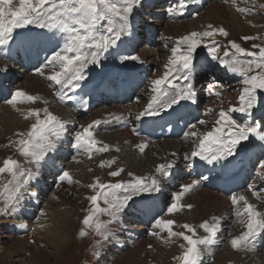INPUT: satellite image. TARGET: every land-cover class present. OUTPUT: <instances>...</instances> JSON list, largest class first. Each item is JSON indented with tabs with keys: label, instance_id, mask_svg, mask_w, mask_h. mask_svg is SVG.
I'll return each instance as SVG.
<instances>
[{
	"label": "snow or ice",
	"instance_id": "snow-or-ice-1",
	"mask_svg": "<svg viewBox=\"0 0 264 264\" xmlns=\"http://www.w3.org/2000/svg\"><path fill=\"white\" fill-rule=\"evenodd\" d=\"M186 3L196 4L197 0H179L177 5L167 10L168 16L175 18L182 15ZM231 3L242 15H254L258 11L255 0L252 7H240L237 0H231ZM142 4L143 0H19L18 4H14L13 0H0V46H7L13 41L14 31L17 29L34 26L42 30L28 37V42L36 46L51 44L52 48L48 49L51 54L46 55L40 66L34 68V74L49 81V88L53 89L61 102L75 101L77 97L69 92L74 93L75 89L81 87V81L86 80V70L90 65H101L106 54L118 48L122 38L131 35L130 18L137 6ZM259 10H264V4L259 5ZM217 36L227 38L229 33L223 26L209 23L202 31H191L175 39L162 37L164 47L168 48L170 53L163 65L165 70L162 75L149 81L148 102L134 116L136 123L132 132L139 135L140 130L136 124L158 117L170 109L174 110L185 102L198 103L194 73L197 68L195 56L201 46L208 49L212 61H216L228 73L240 77L238 104L229 103L227 109L221 107L215 113L216 118L210 128L207 127L209 121L206 119H198L195 123L187 125L182 140L191 145V151L183 156L189 166L197 158L209 165L235 158L247 150L246 142L253 138L264 146V119L252 122L258 106L264 107V95L260 94V90H264V34L241 37L245 41H261L259 44L253 43L251 49L228 40V46L223 47V54ZM118 59L120 64L124 65L127 61H139L140 58L136 55H120ZM225 88L224 84L215 82L209 85V94L220 104H224L222 93ZM136 100L139 101L140 97L137 96ZM38 102L45 106L26 109L18 107L25 104L35 105ZM5 103L25 121L32 122L26 130H17L13 134L14 138H9L8 143L3 145L14 148L23 157V163L11 155L0 163V175L6 174L9 177L6 183L0 184V198L5 202L0 212L6 211L19 201L25 186L38 174L42 163L48 159L49 154L57 150L58 144L70 131L67 125L74 124L73 121L65 120L50 111L47 107L48 101L42 96L21 88L12 91L11 98ZM214 111L212 108L207 109L208 113ZM233 113L243 114V122H238ZM261 115L264 116V113ZM129 116L132 114L129 113ZM108 117L80 124L71 132V146L76 152L73 161L79 163L78 157L81 155H87L91 159L97 153L112 150L114 146L97 139L95 133L100 126L113 120L123 121L125 117L115 113H109ZM198 126H204L207 130L201 132ZM134 147L143 153L148 147V142L142 141ZM115 150L120 151L119 148ZM170 156L171 159L157 163L150 175L142 176L128 172L130 179H118L115 183H105L99 177H94L92 183L86 186L93 194L87 197L90 208L83 217L82 224L85 227L80 230L79 235L86 236V229H91L101 237V240L96 241L98 247L93 253L94 256H102L101 241L106 242L112 235L109 225L119 222L122 214L136 203V198L151 200L154 199L153 194L161 191L162 180L170 177L181 158L177 152H172ZM115 163L116 158L113 157L101 160L99 166L112 169ZM258 167V175L264 179V159L259 160ZM123 172V168L117 167L110 170L108 175L119 177ZM56 179L57 183H80L68 169H62ZM208 179V176L202 175L199 179L180 184L177 191L171 192L170 202L167 203L166 210H163L164 215L156 216L152 221L150 236L164 244H178L182 249L178 255L173 256L176 264H202V248L208 249L221 239L224 216L212 215L196 225L187 222L177 224L174 219L166 218L185 209L191 210L193 205L182 202L183 198ZM247 190L257 201L264 203V188L258 189L249 184ZM228 200L235 224L242 228L238 235L229 233V244L233 250L252 252L260 239L264 238V211H261L257 204L250 202L243 193L232 192ZM41 215H44L43 211ZM100 216H107L109 219L101 220ZM37 226L44 227L43 224ZM20 227L26 228V225ZM200 230L205 235H200ZM148 248L151 249L152 245L149 244Z\"/></svg>",
	"mask_w": 264,
	"mask_h": 264
},
{
	"label": "rangeland",
	"instance_id": "rangeland-1",
	"mask_svg": "<svg viewBox=\"0 0 264 264\" xmlns=\"http://www.w3.org/2000/svg\"><path fill=\"white\" fill-rule=\"evenodd\" d=\"M146 1L147 0H143L142 6H137L138 11L136 12V17H135V20H137V23L134 25L135 28L132 29L131 35L129 37L127 36L128 37L127 39H130V41L131 40L134 41L135 37L139 38L137 40L138 43L135 44L136 49L135 50L133 49L134 50L133 52H131L130 50L128 51V54H134V55L138 56L140 58L139 60H141V58L146 59L142 55L143 51H145V50L156 49L158 51V54L155 56V60L148 67L149 73H150L149 77H146V79L143 81L145 89H144V87L141 89H139V88L134 89L135 94L140 95L139 96L140 100L139 101L136 100L134 102V105L131 106V108H130L132 110H130L127 107V100L126 101L123 100L124 102H115V101H108V102L103 101V102H101L100 100L95 99V101L93 102L95 104L94 105L95 107L94 108L92 107L91 110L89 108H85V111H92L93 109H96V111L99 112V110H101V109L105 110V109H108L109 106L117 105V106H115V108H117V110H119L121 113L126 114L125 116L129 115V113H131L133 116L135 113H137L138 109H140L141 105L145 102V98H146L145 92H148L147 85H148L149 81L152 80L151 78H153V79L157 78L158 76L162 75L164 70H165L163 65L167 62V58H168L170 53H169V49L164 47L165 42L162 39V37H172L173 39H175L176 37H179L181 35H185L186 33L191 32V31H202L204 29V26L209 24V23H204V24L200 23L203 20L204 21L207 20L206 18L208 16L207 14H205V12H206L205 9H207L208 4L206 5V3H204L205 5L204 4L201 5L200 6L201 8L199 7L196 11H194V13L196 15H187V16H185V18L178 19L179 21L189 25L188 32H184V33L176 35V36H173L172 34H169L170 36H166V34L164 33V30H163L164 26L160 25V27H156V25H154L155 24L154 21L153 22H151V21L156 19V18H160V20H164L166 23L173 24V21H172L173 19L171 20L169 18L170 19L169 20L168 16H165V12H167V10L169 9V7H167V6H169L170 3L166 2V4H165V2L160 1V2H158L157 5L151 7V9H149V6L146 4ZM222 2H224V1L222 0ZM227 2L230 3L231 0L230 1L227 0ZM13 3L18 4L19 0H13ZM160 3H162V4H160ZM223 4H225V3H223ZM237 4L240 7H252L253 6V0H237ZM261 4H264V0H255V6L257 7L258 11L254 15H242V14L238 13L232 5V7L234 8L232 11H235L237 13L238 18L240 19V22L242 23L243 28L241 27V29L239 31L235 30L236 28L233 27L232 32H231L230 29H227L226 27H224V24H227V21L222 17H220L218 19V21H220V22H218V23L216 22L217 24H213L214 26H223L226 29V31H228V33H229V36L227 38L217 36V40L220 41V44L222 46L221 47V54H223V47L228 46V44H227L228 40H233V41L239 43L242 47H244L246 49H251V46L253 43H257V44L261 43L260 40L245 41V40L241 39V37L245 36V35L255 36L258 33L264 34V10H259V5H261ZM171 5H170V7H171ZM225 5H226L225 7L227 8L228 7L227 4H225ZM147 9L150 11L149 13L145 12ZM161 16H162V18H161ZM137 17H138V19H137ZM186 21H188V22H186ZM248 21H251L252 23L249 24ZM252 25H255V27H253ZM31 27H34V26H29V28H31ZM146 27L148 28L149 32H148V36L143 39L142 33H143V31H146ZM157 40H158V42H157ZM170 47H171V42H169V48ZM200 52H206V54L208 55V49L204 46H201L197 50L196 54H198ZM125 53L126 52L123 50V54H125ZM17 55H20V54L17 53L13 58V60L15 61L14 62L15 64L16 63L18 64L21 62V58H18ZM129 56H132V55H129ZM207 59L209 61V62L207 61L208 64H211L212 68H210L209 70L206 69L205 72L197 78L198 82L195 83V85H196V88L199 86V89H200L197 95H198L199 104H200L199 107H200L201 119L208 120L209 124L207 127H209L216 118L215 113L218 112L221 107L227 109V107L229 106V103L238 104L237 97L239 95V89H240V83H239L240 77H231L229 75H225L224 73L222 74L223 71L221 70L222 69L221 66L220 65H217V66L214 65L213 64L214 61H212V63H210L211 62L210 56ZM132 62L135 63V61H132ZM143 62L145 63L144 60H143ZM105 65H108V64L105 63L103 60L101 67L104 68ZM91 66L92 65H90L89 68ZM94 67H96V66H94ZM28 68H30V67H28ZM92 68H93V66H92ZM31 69H33V68H31ZM10 70L12 72L11 76L14 77L15 81H17V82H23L24 81V78L22 77L21 73L19 72L18 67L12 66L10 68ZM95 70L100 71V68H97V69L95 68ZM86 72L89 73L87 70H86ZM29 73L34 74V72L32 73L31 71H29ZM198 73H200V72H198ZM9 76H10V74H9ZM36 77H39L41 79V82H43V84L45 86H48L49 81H47L46 79L44 80V78H42L38 75H36ZM6 80H8V78H6ZM215 82H219V83L224 84L226 86L225 90L222 93L224 101H225L224 104H220V102L214 96L209 94V89H208L209 86L208 85L213 84ZM102 91L103 90H101V92ZM260 94L264 95V90H260ZM109 97H115V96L113 94H109L108 96H106V99ZM10 98H11V95L9 97L4 96L0 100V105L5 104V101L7 99H10ZM121 99L122 98H119L118 101H121ZM86 106H89V105H86ZM91 106H93V105H91ZM208 106H209V108H212L215 111L213 113H208L207 112V109H209ZM52 107H54V106L52 105L51 108H49V109L51 110ZM260 109H264V107L258 106L257 110H260ZM54 110H56V108H54L53 111ZM260 111H261V113H264V110H260ZM56 112H60V110L56 111ZM86 116H88V115H82L81 117L78 116V119L76 120L77 123L74 125L73 128L70 129V131L66 135V136L70 137V140H68L66 143V145L69 146L67 152H68V155L70 156V158H73V156H74L73 155L74 153L72 154L71 147H70L71 139H72L71 132H72V130L73 131L76 130V128L82 123L83 119L86 118ZM233 117L235 119H237L238 122H243V120L241 119L242 115L240 116L239 113H233ZM20 119H22V118H20ZM257 121H259V119L258 120L253 119L252 122L255 123ZM28 126H29V123L25 122V125L21 126L20 130H26ZM200 127L203 129H207L204 126H200ZM200 127H198V128L201 129ZM109 131H110L109 133H101V134L105 135L106 137H111L115 131L114 130L113 131L109 130ZM0 133H2V129H0ZM140 136H144V135H140ZM140 136L135 135V137H140ZM102 138H103V136H102ZM114 138H116V137H114ZM148 139L151 140L153 143L158 142V141L160 143H162L165 141V139H159V138H157V139L148 138ZM104 140L105 141H103V142L107 143V144L112 142L110 139H108V140L104 139ZM173 140L175 142H177V140H178L179 143L180 142L184 143V148H182L181 154L179 155L181 158L177 162V165L175 168L176 172L173 171L172 173L177 174V171H181L183 174L186 173L185 178H189V173H188L189 172V170H188L189 163L187 161L183 160V156L186 152L191 151V145L189 143L182 141V136L178 137V138H174ZM1 141H3L2 134H0V163H2L3 159L9 155H11L14 159L20 160L23 163V157H21L15 151L14 148L3 147V145H6L8 143V141L7 142H1ZM166 141L170 142L171 139L166 140ZM251 142L254 143V146L257 147V150H260L261 147H263L261 145V142L255 140L254 138L251 139L250 141L246 142V143L249 144ZM109 145H112V144H109ZM117 148H119V147H117ZM247 148H249V147L247 146ZM176 150L179 151L180 149H176ZM120 152H121V149H120V151H117V155L115 156L116 163L112 166V169H109L108 167H100L98 165V164H100V161H101L100 160L101 155H99V153L94 155L91 159H89L86 156L87 158H84L82 161L79 162L80 164H84V169H82V170L85 171V172H83V174H85L84 178H82L81 181H79L80 182L79 184H68L66 182L57 183L56 178L60 173V171H58V170L51 172V170L49 169L46 173L45 172L41 173L40 179L42 180V182L44 184L38 188L39 195L41 196L42 201H43L41 206L43 207V205H46L45 203H48V204L54 203L55 204L56 200L59 197L62 198V201L60 200L62 203L61 202H59V203L66 204V205L70 204L73 206V209H72V212L74 211L72 213L73 214V221L70 224V226H66V228L65 227L62 228V230L67 235L66 241H64L62 244H60V243H57V241L55 239L52 240L51 237L47 238L46 240L41 238L42 240L41 239L39 240L40 243L38 242V244L36 245L33 243L34 240H33V237L31 236L30 232H32L33 227H35V225H37L38 217L41 216L38 214L39 212L35 213L34 215H30V216L26 217L27 221H28V225H27L28 227L22 233L16 232L15 229H17L18 227L11 225L12 224V222L10 221L11 218L7 217V214L5 211L0 212V264H162V262H160V260H159V257L161 256L160 249L158 250L157 247H154V241H152V240H155L156 238L154 239V237L149 235V230L151 229V225H152L153 220L149 219L151 221L148 220V223L144 224V221L140 220V217L138 215L139 212L137 214L136 206L134 204H132V206L135 207V209L134 210L131 209L132 216L126 214V216L124 215L122 217V219L124 218L123 219L124 223H126L127 228L131 230L132 237L135 236L133 238L138 239V235L140 237L142 234L143 237L140 240H145L146 243L144 242L145 245L141 248V251H138L136 256H134L131 259L132 262H129L128 260L124 259V256L126 255L127 252H129V250L132 248V245H133V244L126 243L127 238L125 237V235L121 234V236L123 238H121L122 242H119V245H121L122 243L124 245L123 248H121V249H119L117 246L118 242H116L113 246H111V242L109 243L108 240L106 242L101 241L102 247H100V251L102 252V256L100 258H97L96 256H94L93 253L97 250V247H98L96 244V241L101 240V237L97 236L91 229H86V231L88 233L86 236L82 237L79 235L80 230L85 227L82 224L83 217L87 214V210L90 208V204H89V201L87 200V197L93 194L92 190L87 188L84 185V184H90L88 180H90L91 177L94 178L96 176V172L94 169H92V166L97 165V167L102 169V174L100 176H97V177H99L100 180L102 182H105V183H108V182L115 183L118 179H124V180L130 179V177L127 175L128 172H132L135 175H142V176H147L145 174H147L149 172L148 170H146L145 165L141 164V163H143L141 160H139L140 162H135L133 164H130V160H129V158H127L126 155L121 156V158L119 159L118 154H120ZM172 152H177V151H173V150L169 151L170 154ZM58 156L59 155H57L56 157H58ZM149 156H150L149 159L152 158L151 160H153V161H151V163L149 165H152V166L154 165V167H155V165L157 164V161L159 160V156L156 155V158H153L154 153H152V152L149 153ZM161 158H162V156H161ZM252 158H256V159L252 163L251 171H252L253 176L249 182H252L254 179L256 181H263L264 182V179H262L258 175V172L260 171V169L258 167V162H259V160L264 159V152H261V154L256 153V155L254 157L252 156ZM110 159H112V158H110ZM105 160H109V159H105ZM57 161H59V160H57ZM87 162H88V164H87ZM94 162H96V163H94ZM162 162H163V160H161L160 163H162ZM72 163H73V161H72ZM79 163H76V164L73 163L75 166V169H77V168H79V166H81V165H79ZM92 163H94V164H92ZM25 167H27V165H25ZM97 167H96V169H97ZM117 167L123 168L124 172L121 173V175L119 177L109 176L108 172L110 170H115ZM154 167H153V171H154ZM89 169H91V171H89ZM151 173L152 172H150V174ZM8 179H9V177L6 174L0 175V184L6 183ZM182 180H184V179H182ZM182 180L179 179V181H177V184L174 186H172L173 185V184H171L172 182H170V180H167V178L162 180L161 187L164 185L163 189H165V190H163V189L162 190L166 192V195H165L164 199H163V195H161L160 198L164 202L165 206H167V203L170 202L171 192L177 191L179 189V185L181 184ZM249 182L246 183L247 186L246 185L242 186V190L238 189L235 192L240 193V192H243L244 189L247 190ZM168 183H170V184H168ZM255 186L257 187L259 185L255 184ZM263 186H264V183L262 184V187ZM257 188L259 189V187H257ZM160 192L153 194V195L157 197V196H159ZM193 194H195V190L189 192L185 196L186 198L184 197L186 201L184 202V199H183V202L188 203L187 202L188 197L194 196ZM230 194L231 193H226L225 195L220 194V195L228 200V196ZM254 199H255V197H254ZM56 204H58V203H56ZM262 205H263V203H262ZM4 206H5V202L2 198H0V208H4ZM41 206L39 207V209H42ZM103 206L104 205L101 203V207H103ZM261 209H263V211H264V206ZM187 212L190 214L192 212V209L191 210L185 209V210H183V212L178 213L177 216L174 217V220L176 219L180 223L182 222V224L187 222V221H185V215L187 214ZM23 215L25 216V214H23ZM161 215L162 216L164 215V211L162 212ZM174 215H176V214H174ZM170 216H172V215H170ZM220 216L225 217V220L222 224V231L220 233L221 239L219 240V242L216 245L212 246L211 248L210 247L208 249L202 248V252H203L202 264H218V263L219 264H245L244 258L248 255H251V254H249V252H242V251L238 252L236 250H233L229 244V240L231 238L229 233H231V235H238L239 232L242 231V228L239 225L235 224V218L232 217L231 208L228 211L224 210L220 214ZM5 218H8V220H6ZM99 218L101 220H108L109 219V217H107V216H100ZM226 220H228V222H226ZM200 222L201 221L194 222L195 224H193V225L199 224ZM8 224H10V225H8ZM141 225L145 226V228L142 231L137 229ZM11 226H13L12 230L13 229L14 230L8 231L7 228H9ZM199 234L205 235V233H203L202 230L199 231ZM119 235H120V233H119ZM117 238H118V236L116 235V232L112 231V235L109 239L112 241H116L119 239V238L118 239ZM262 241L263 242L259 243L257 245L256 249L252 253L251 264H264V238ZM149 244L152 245L151 249L148 248ZM181 251H182V249H180L178 247V244L167 245L166 254H163V258L167 261L166 264H168V263L169 264H176V261L173 260V256L178 255ZM225 254H227V255H225ZM139 260H141V261H139Z\"/></svg>",
	"mask_w": 264,
	"mask_h": 264
},
{
	"label": "bare ground",
	"instance_id": "bare-ground-1",
	"mask_svg": "<svg viewBox=\"0 0 264 264\" xmlns=\"http://www.w3.org/2000/svg\"><path fill=\"white\" fill-rule=\"evenodd\" d=\"M149 1L154 2V0H149ZM223 1L224 2H222V0H199L198 3L200 6L203 5L204 3H206V5L208 4L207 9H205L206 10L205 14L208 15L206 18L207 20H205V21L203 20L200 23L217 24L218 22H220V21H218V19L220 17H222L227 21V24H224V27H226L227 29H230L231 32H232L233 27L236 28V29L234 28L235 30L239 31L242 27V23L240 22V19L238 18L237 13L235 11H232L234 9L232 7V3L226 2V0H223ZM228 1H230V0H228ZM153 2H152V4H150L149 2L146 1V4L149 6V9H151V7L155 6L156 2L155 3H153ZM223 3L227 4L228 7L226 8L225 7L226 5ZM137 8L134 10V12L130 18L131 24H132V29L135 28L134 25L137 23V20H135L136 12L138 11ZM145 12L149 13L150 11L147 9ZM165 16H168L167 12H165ZM161 18H162V16H161ZM169 18L171 20L173 19V18L168 16V19ZM137 19H138V17H137ZM178 19L179 18L173 19L172 20L173 24L166 23L164 20H160V18H156V19L152 20L151 22L154 21V23H155L154 25H156V27H160V25L164 26L163 30H164V33L166 34V36H170L169 34L176 36V35L182 34L184 32H188V30H189V25L179 21ZM186 22H188V21H186ZM31 29L32 30H39L38 28H35V27H32ZM128 37H124L122 39H127ZM49 48H50V45L49 46H47V45L41 46L42 53H43L41 56V59H43L46 55L51 54L50 51H48ZM157 54H158V51L156 49L145 50V51H143L142 55L146 59L141 58V60H142V62L144 60L145 61L144 64L147 63V67H149L150 64L155 60V56ZM120 55H125V54H123L122 52H119L118 57ZM38 56H40V55L38 54ZM37 60H38V58H37ZM103 60L105 63L108 64V65H105V67H112V66L120 67V66H122L120 64L119 59L116 57L115 58L105 57ZM141 60L136 61L133 64L140 63ZM22 63L15 64L9 60H0V75H1L0 76V100L4 96L9 97L11 95L12 91H14L17 88L24 89L31 94H38V95L42 96L45 100L48 101V104H47L48 108H51L52 105L54 106V107H52L51 110L49 109L50 111H52L54 114L60 116L61 118L65 119V120H70V121L74 122V124L67 125L68 129H71L74 127V125L77 123L76 120L78 119V116H81V114L88 115V116H86V118L83 119L81 124H87L94 119L103 120V119L109 118L108 117L109 113H115L118 115L122 114L124 116L126 115V114L121 113L119 110H117V108H115V106H117V105L109 106V108L105 109V110L101 109V110H99V112H97L96 109H93L92 111H84L83 112V110H82L83 107L81 108L80 113H78V112L74 113L73 111H69L65 107H62L55 102L54 91L52 88L45 86L43 84V82H41V79L39 77H36L35 74L29 73L31 68L34 69L36 66L39 67L41 63L40 64H38V63H35V64L32 63L31 64V63L23 62V60H22ZM13 64H15V65H13ZM214 64L219 65L216 61H214ZM12 66L18 67L19 72L21 73L22 77L24 78L23 82H17V81H15L14 77L11 76V73H12L11 70L12 69L10 70V68ZM28 67H30V68H28ZM97 68H100V71H102V69H104L101 67V65H97L96 69ZM91 69H93V68L91 67ZM224 73H225V75H229L231 77H238V76H235L233 74L228 73L227 71H225ZM9 74H10V76H9ZM4 76L6 78H8L7 86H5V84H6L4 82L5 80L1 84V80H2L1 77L4 78ZM151 79H153V78H151ZM44 80H45V78H44ZM196 90H197V94H198V92L200 90L199 86L196 88ZM2 91H4V92H2ZM145 95H146L145 102L141 105L140 108L145 106V103L148 102L149 90H148V92H145ZM137 96H140V95L139 94H135V96H133L132 94H126L125 95L124 100L125 101L127 100V107L129 109L131 108V106L134 105V102L136 101ZM197 97H198V95H197ZM104 98H106V97H104ZM44 106L45 105L43 103H40V102H38L35 105H27V104L18 105V107H20L22 109H26L28 107H41L42 108ZM54 108H56V110L53 111ZM208 108H209V106H208ZM59 110H60V112H56ZM130 110H132V109H130ZM177 111H178V114H181V115L186 114V110L183 108H179V109H177ZM138 112H139V109H138L137 113ZM135 114L133 116H129V115L125 116V120H123V121L113 120L110 123H108L107 125H102L98 128V130L95 133L97 139H99L101 141H105L104 139H107V140L110 139L112 142H110L109 144H112L114 146L112 148V150H110L109 152H106L105 154L99 153V155H101L100 160H105V159H110V158L115 157L117 155V151L115 150V148L119 147L121 149L120 154H118L119 159L121 158V156L126 155L127 158H129V160H130V164H133L135 162H140L139 160H141L143 162L141 164H144L146 170L149 171L145 175H149L150 172H153V167H154V165L153 166L149 165L151 163V161H153V160H151L152 158L149 159L150 158V156H149L150 152L154 153L153 158H156V155L159 156V160L157 161V163H160L161 160H163V162H164L166 159H171V156L169 153V151H171V150L177 151L180 155L182 148H184V143H182V142L179 143L178 140H177V142H175L173 140L174 138L173 139L170 138L171 139L170 142L166 141V140H170V139H165V141L162 143H160L159 141L153 143L151 140H149L147 138L149 136H148L146 130L140 131V133H139V135H145V136L135 137L133 134H131V131H130V128H132L133 125L135 124V120H134ZM174 116H175V113L169 111L167 114H162L161 117H163V119H165V118L172 119ZM20 118H22L21 115L18 112H16L10 105H8L6 103L0 105V129H2V133H0V134H2V139H3V141H1V142H7L9 138H14L13 134L17 130H20L21 126L25 125V122L29 123V125L32 122L30 120L25 121L23 118L22 119H20ZM159 120H160L159 118L156 120L157 123L159 122ZM118 123H119V125H117ZM198 127H200V126H198ZM210 127H211V125L208 128H210ZM109 130L115 131L111 137H106L105 135L101 134V133H109L110 132ZM199 130L201 132H203L207 129L201 128ZM102 136H103V138H102ZM114 137H116V138H114ZM68 140H70V137L65 135L63 137L62 141L58 144L57 150L54 153L49 154L48 159L45 162H43L42 165L40 166V168L38 170V174L35 175L29 181V183L25 186L23 193H22V197L19 199V201L14 206L9 207L5 211L7 214V217L11 218V220H10L12 222L11 225L17 226L18 228L15 230H16V232H19V233L24 232L25 229L28 227L27 226L28 221H27L26 217H28L30 215H34L37 212H39L38 214L41 215V211H43L44 215H41L40 217H38L39 219H38L37 225L43 224L44 227L40 228L37 225H35V227H33L32 232H30L31 236L33 237V240H34L33 243L36 245L38 244V242L40 243L39 240L41 238L46 240L47 238H50V237L52 240L55 239L57 241V243L62 244L64 241H66V238H67V235L62 230V228L63 227L66 228V226H70V224L73 221V214L72 213L74 211L72 212V209H73L72 205L61 204L62 198L59 197L56 200V203H58V204H56V203L55 204L54 203L53 204L45 203L46 205H43V207H42L41 204L43 201H42V198L38 192L39 191L38 188L40 186L44 185L42 180L40 179L41 173H44V172L46 173L49 169L51 170V172L56 171V170L61 171L62 169H68L71 172V174L75 180L81 181V179L84 178L85 174H83V172H85V171L82 170V169H84V164L79 163V165H81V166H79V168L75 169L74 164H76V162L73 161V159L70 158V156L68 155L67 151H68L69 146L66 145ZM142 141L148 142V147L145 149V151L143 153L139 152V150L134 147L135 145L141 143ZM70 147H71V145H70ZM176 149H180V150L178 151ZM57 155H59V156L56 157ZM86 156L87 155L79 156L78 157L79 161H82L84 158L88 157V156L87 157ZM161 156H162V158H161ZM236 159L240 163V165L237 168H235V167L230 168V172L232 171V178H234L232 183H239V184L243 183V185H244L243 175H239V170L242 167L243 160L240 156H237ZM57 160H59V161H57ZM72 161L74 164L72 163ZM94 163H96V162H94ZM94 163H92V164H94ZM87 164H88V162H87ZM96 167H97V165L92 166V169H94L96 172L95 177L100 176L102 174V169L99 167H97V169H96ZM228 167H230V166L228 165ZM175 168H176V166H175ZM175 168L172 170V172L175 171ZM34 171H35V169H34ZM220 172L221 171L219 170V165L215 164L213 175H215L216 173L218 174ZM177 175L181 176V178L184 179V180H182L181 184L189 183L192 179H195V178H192L191 176L189 178H185V174H183L181 171H177ZM88 181H89V183H92L93 177H91V179ZM170 182H172V180H170ZM168 184H170V183H168ZM171 184H173V182ZM84 185L87 186L88 184H84ZM233 186H235V184ZM238 189L242 190V187H240V185H239L237 188H232L229 193L235 192ZM163 190H165V189H163ZM240 193L245 194L249 198L250 202L257 204L258 208L261 211H263V209H261L263 207L262 202L257 201L256 198L254 199V197L251 195V192L244 189L243 192H240ZM162 194L163 193L159 194V196H157V197L154 196V199H151V200H140L139 198H136V203H134V205L135 206L137 204L143 205L141 215L144 216V220H143L144 224H146V221H148L149 219L153 220L156 216H162L161 214H162L163 210H166V208H165L166 206L164 205V202L160 198ZM220 194L225 195V193L218 192L217 190L213 189L210 186H204L202 183L197 189H195V194H193L194 196L188 197L187 202L192 204L193 208H192V212L190 214L187 212V214L185 215V221H187L188 223H191V224H195L194 222L203 221L204 219H207L208 217H210L212 215L220 216V214L224 210L228 211L231 208V203L229 200L225 199ZM185 198H183L184 202L186 201ZM59 202H61V203H59ZM40 206L42 207V209H39ZM131 209L134 210L135 207L131 206V208H129L124 214H122L119 222H114L113 224L109 225L111 232L112 231L116 232V235L118 236L119 239L117 238L118 240H116V241H112V240L108 239L109 243L111 242V246H113L116 242H118L117 246L119 249H121L124 246L123 243L121 245H119V242H122L121 238H123L121 236V234L125 235V237L128 240V241L126 240V243L133 244L132 248L130 249L131 251L129 250V252H127L126 255L124 254L125 255L124 259L128 260L129 262H132L131 259L134 256H136L138 251H141V248L146 243L145 240H140L143 237L142 234L140 237L138 235V239L133 238L135 236L132 237L131 230L128 229L126 223H124V221H123L124 218L122 219V217L124 215L126 216V214L132 216ZM23 214H25V216ZM176 216H177V214L172 215V216H168L166 218L174 219V217H176ZM5 219L8 220V218H5ZM175 221L177 222V224H182V222L180 223L176 219H175ZM226 222H228V220H226ZM8 225H10V224H8ZM20 225H26V228H22V227H20ZM13 226L7 228V230L13 231L14 230V229L12 230ZM144 228H145V226L141 225L137 229L142 231ZM176 230H180V229L176 228ZM119 233H120V235H119ZM262 240H263V238L260 239L258 244L263 242ZM152 241H154V247H157L158 250L160 249V254H161V256L159 257L160 262H162V264H166L167 261L163 258V254H166L167 245H169V244L161 243V241L158 239H155ZM211 247L212 246H210V248ZM252 253H253V251L249 252V254H251V255H248L244 258L245 264H251ZM225 255H227V254H225ZM139 261H141V260H139Z\"/></svg>",
	"mask_w": 264,
	"mask_h": 264
}]
</instances>
